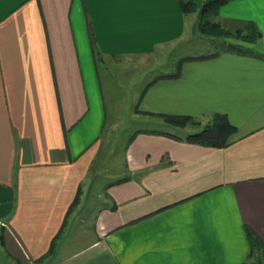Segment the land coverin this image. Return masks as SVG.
Here are the masks:
<instances>
[{
	"label": "crops",
	"instance_id": "1",
	"mask_svg": "<svg viewBox=\"0 0 264 264\" xmlns=\"http://www.w3.org/2000/svg\"><path fill=\"white\" fill-rule=\"evenodd\" d=\"M190 13L178 0H0V264H245L247 229L264 242V0L212 17L255 24L254 39L227 40L245 51L222 44L134 81L136 56L167 59L202 34ZM114 65L133 72L136 116L221 112L230 141L140 130L126 170L84 189L105 126L100 70Z\"/></svg>",
	"mask_w": 264,
	"mask_h": 264
},
{
	"label": "rangeland",
	"instance_id": "2",
	"mask_svg": "<svg viewBox=\"0 0 264 264\" xmlns=\"http://www.w3.org/2000/svg\"><path fill=\"white\" fill-rule=\"evenodd\" d=\"M188 18L187 31H190L192 28L195 29L197 25L198 9L192 11ZM234 39L236 37L233 35L227 37V40L232 41ZM222 44L223 40L220 37L200 34L184 43L182 48L174 50L167 59V55L158 52L150 55V58L136 56L134 61L138 66L134 71L136 78L134 81H146V79L153 77L159 72L165 60L167 64L175 66L183 56L213 52ZM118 69L114 65V67L106 68L101 66L100 70L105 102V126L102 133L101 150L82 184L84 189L94 194L103 191L118 174H121V171L126 170V144L138 131L172 132L181 137H186L187 134L200 130L201 125L205 123L203 119L204 121L200 120V125L177 127L170 122L160 120L158 117L136 116L134 114L135 104L131 103L132 92L131 90L128 92V83L125 86L127 81L122 80L124 75L129 76L133 72L131 70L119 72ZM134 81L132 80L131 83L133 84Z\"/></svg>",
	"mask_w": 264,
	"mask_h": 264
},
{
	"label": "trees",
	"instance_id": "3",
	"mask_svg": "<svg viewBox=\"0 0 264 264\" xmlns=\"http://www.w3.org/2000/svg\"><path fill=\"white\" fill-rule=\"evenodd\" d=\"M230 0H178L179 6L184 13H189L198 9L197 29L204 35L220 37L223 45L227 49L245 51L241 44L236 42H227V37L235 36L236 38L254 39L257 37L255 24L247 20L245 28L247 33L238 28L229 30L212 17L217 13L219 7ZM98 53L95 51V54ZM205 56V54L199 55ZM164 120L176 126L200 125L199 119L191 115H174L163 114ZM235 126L227 118L226 114L214 112L210 118L201 125V129L186 135V139L200 142L211 146H223L230 141L231 135L235 132ZM249 240V253L245 264H264V242L247 229Z\"/></svg>",
	"mask_w": 264,
	"mask_h": 264
}]
</instances>
